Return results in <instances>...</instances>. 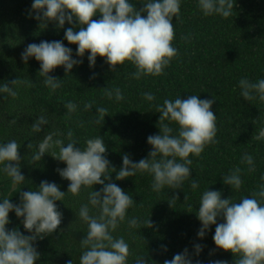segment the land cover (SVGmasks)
I'll return each instance as SVG.
<instances>
[{
	"label": "trees",
	"instance_id": "trees-1",
	"mask_svg": "<svg viewBox=\"0 0 264 264\" xmlns=\"http://www.w3.org/2000/svg\"><path fill=\"white\" fill-rule=\"evenodd\" d=\"M132 2L137 10L144 7L141 0ZM32 3L33 0H0V85L18 78L31 80V86H12L17 93L14 97L0 94V142L15 140L20 145L21 174L25 177L23 184L0 178V198L19 205L21 194L36 190L42 181L55 183L60 191L67 192L70 182L57 172L66 165L51 156L58 149L54 146L47 149L40 161L34 160V156L49 137V143L69 142V131L81 148L88 139L101 136L107 148L106 158L117 170L122 167L124 155L133 162L147 158L152 150L147 138L160 131L161 114L156 112L155 105L162 104L164 99L199 95L202 100H214L211 111L217 117L216 142L207 145L199 157H190L193 161L191 175L199 181V188L193 191L189 180L182 189L165 188L154 192L152 176L148 173L119 181L115 179L116 173H112L110 182L116 183L134 200L125 221L113 235L123 237L129 245L127 264H135L141 256L148 264H164L185 249L193 264L197 261L236 264L238 256L216 248L215 225L210 226L204 238L198 237L201 222L196 212L201 195L208 188L220 191L222 198L239 202L264 182L261 181L264 140L255 139L264 129V102L243 100L238 87L241 77L253 81L264 78V0H234L232 14L226 19L205 17L197 7V0H182L180 18H173L172 43L178 55L162 75L135 80L131 76L135 68L130 62L125 61L114 72L99 56L95 66L90 67L88 53H85L83 63L74 66L71 73L66 75L63 67L49 73L62 80L54 91L44 86L39 76V62L31 58L25 64L21 53L32 43L63 41L66 47L72 48L73 58L79 59L75 56L77 46L64 39L66 29L72 25L65 22L63 28H58L56 22L40 24L31 12ZM100 18L97 15L92 19ZM185 37L189 39L186 41ZM114 87L120 88L125 97L119 103L105 96L106 89ZM149 91L156 97L151 103L143 100V93ZM68 102L77 104V111L69 114L65 108ZM85 103H92L93 109L85 111ZM96 107L107 109L102 124L93 122ZM246 153L254 158L253 172L240 162ZM237 166L242 169L243 184L240 190L232 191L222 177ZM102 188L103 185L93 186L94 191ZM89 191L91 189H82L78 196L67 193L63 201L56 202L62 221L56 232L34 242L33 246L40 253L36 264H70L71 261L79 264L80 241L87 233V225L75 212L81 204L87 203ZM131 219L138 221L136 227H129ZM9 220L6 226L9 231L18 229L30 235L14 212L9 213ZM222 222V218L217 219V223ZM196 245L202 247L199 255L195 252Z\"/></svg>",
	"mask_w": 264,
	"mask_h": 264
},
{
	"label": "clouds",
	"instance_id": "clouds-1",
	"mask_svg": "<svg viewBox=\"0 0 264 264\" xmlns=\"http://www.w3.org/2000/svg\"><path fill=\"white\" fill-rule=\"evenodd\" d=\"M140 3L144 7L137 10L132 0H33L31 12L35 13L34 18L40 24L56 22L58 28H63L65 22L72 25L66 29L64 39L77 46L75 56L79 59L73 58L72 48L66 47L63 41L29 44L21 53V59L25 64L31 58L39 62V76L43 78L44 86L53 91L61 86L62 80L49 73L57 67H63L66 75L71 73L74 66L83 63L85 53H88L90 67L95 66L99 56L114 72L117 66L130 62L135 68L131 74L135 80L160 76L178 55V49L172 43L175 37L173 18L179 20L182 0H141ZM234 4V0H197V7L205 17L226 19L231 16ZM97 15L101 18L93 20ZM184 39L187 41L189 37ZM21 84L31 86V80L18 78L0 85V94L14 97L17 93L12 86ZM238 87L243 100L264 102V78L253 81L246 76L241 77ZM105 96L115 103L125 99L118 87L106 89ZM143 100L151 103L156 97L149 91L143 93ZM213 103L214 100H202L199 95L192 94L186 99H164L162 104H156V112L161 114L160 131L147 138L152 150L139 162H133L124 155L119 170L110 166L101 136L88 139L83 148L77 147L78 142L72 139L70 131L67 143L62 140L49 143V137L40 146L34 160L40 161L47 149L53 146L58 149L51 156L66 165L57 172L70 182L67 192L60 191L55 183L42 181L36 190L21 194L19 205L11 203L8 198H0V264H36L40 253L33 246L34 242L56 232L62 221L56 202L63 201L67 193L78 196L82 189L91 191L88 192L87 203L81 204L75 212L87 225V233L80 241L79 264H127L129 245L123 237H115L113 233L125 221L134 200L116 183L110 182L112 173H116L118 181L148 173L152 176L154 192L165 188L182 189L184 182L189 180L191 189H198L199 181L191 175L193 161L190 157H199L207 145L216 142L217 117L211 111ZM77 107L73 102L65 104L69 114L77 111ZM92 109V103L84 104L85 111ZM106 112V108L96 107L93 122L102 124ZM255 139L264 140V129ZM19 148L15 140L0 142V178L6 177L13 184L25 181L21 174ZM240 162L248 166L249 172L255 171L251 154H244ZM222 180L232 191L240 190L243 184L241 167L230 169ZM261 181H264V176H261ZM95 185H103V188L94 191ZM10 212L21 219L30 235L26 236L18 229H7ZM196 215L201 222L197 233L199 238H204L210 226L215 225L213 241L217 249L238 256L236 264H264V182L239 202L222 198L220 191L208 188L201 195ZM218 218L223 222L217 223ZM128 223L129 227H136L138 221L131 219ZM148 224L151 226L150 220ZM201 251V245H196V254ZM135 264L148 262L141 256ZM164 264H193V260L185 249L171 260H165ZM212 264L224 262L214 261Z\"/></svg>",
	"mask_w": 264,
	"mask_h": 264
}]
</instances>
